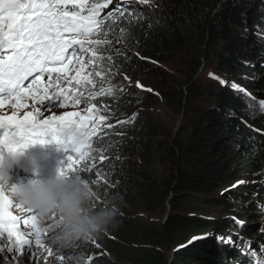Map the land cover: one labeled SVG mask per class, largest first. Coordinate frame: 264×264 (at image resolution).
I'll return each instance as SVG.
<instances>
[{"label": "trees", "instance_id": "16d2710c", "mask_svg": "<svg viewBox=\"0 0 264 264\" xmlns=\"http://www.w3.org/2000/svg\"><path fill=\"white\" fill-rule=\"evenodd\" d=\"M163 3L153 10L148 0L121 6L124 16L114 13L106 39L126 47L102 49L101 71L111 84L105 89L113 91L95 102L115 127L93 139V172L83 180L95 186V175L102 178L93 207L111 202L117 224L95 241L103 246L107 235L104 249L130 264H250L243 241L256 254L264 243L257 207L264 197V113L249 108L253 97L264 101V0ZM108 7L102 16L116 7L113 0ZM205 65L229 81L203 80ZM245 175L252 183L233 188ZM223 205L226 216L217 222ZM162 209L160 224L135 218ZM0 264L12 263L0 252Z\"/></svg>", "mask_w": 264, "mask_h": 264}, {"label": "snow or ice", "instance_id": "6c2138e0", "mask_svg": "<svg viewBox=\"0 0 264 264\" xmlns=\"http://www.w3.org/2000/svg\"><path fill=\"white\" fill-rule=\"evenodd\" d=\"M110 3L112 0H0V109H4L7 103H11L13 109L10 115L0 114V151L20 153L29 144L45 142L46 137L69 147L60 133L71 127L82 130L89 144L86 149L70 147L74 155L68 156L60 175L67 177L72 172L92 171L93 165L88 161L92 159L93 139L104 128L115 127L104 123L107 117L99 114L92 100L96 96L111 95L113 89L101 87L99 92L88 90L87 95L79 89L89 85L94 88L93 76L105 78V73L98 69L104 59L103 47L111 44L106 37L115 23L114 13L119 12L122 18L121 4H131L132 0H117L116 7L102 16V10ZM85 55L88 57L86 61ZM88 66H92V70L82 75ZM71 72L75 75H70ZM45 76L47 83L42 79ZM73 81L74 87H61L64 82L71 85ZM232 87L243 91L235 84ZM252 99L254 102L249 104V108L264 113V101ZM28 100L32 101V110L20 116L19 111L28 107ZM81 102L89 104L84 114L64 111L62 115H56L54 112L69 103L74 106ZM42 108L53 111V114L41 118L44 114ZM257 207L264 214V204H257ZM12 209H16L18 214L14 215ZM36 223L37 214L23 209L6 188L0 186V237L6 234L9 252L14 248L23 255L26 248L32 247L33 241L49 256L60 251L52 250L44 243L54 223H49L43 231L36 229ZM236 223L243 226L241 221ZM22 226L30 231L22 230ZM260 231L264 233V225ZM202 238L193 237L194 240ZM217 239L223 240L222 237ZM243 244L250 264L253 261L254 264H264V259L250 248L251 241L245 240ZM232 246L237 247L234 242ZM260 253L264 254V243L260 245ZM60 261L63 264L62 256ZM19 264L23 262L19 261Z\"/></svg>", "mask_w": 264, "mask_h": 264}, {"label": "rangeland", "instance_id": "374dc122", "mask_svg": "<svg viewBox=\"0 0 264 264\" xmlns=\"http://www.w3.org/2000/svg\"><path fill=\"white\" fill-rule=\"evenodd\" d=\"M115 0H113L114 2ZM149 4H152V10L153 8H163L164 3L163 0H148ZM117 4V2H116ZM149 4L147 5L149 7ZM124 4H121L123 6ZM108 8L104 9L107 10ZM150 11V10H149ZM148 15L150 17V12H148ZM151 18V17H150ZM243 27L247 26V23L242 24ZM111 43L114 44L116 47H126L121 40H111ZM87 55H85V61L87 60ZM102 62V61H101ZM135 67V66H133ZM218 67V66H217ZM205 68V69H204ZM92 70V66H88L82 75H86L87 72ZM98 70H102V65L100 64V68ZM219 67H209V66H202V79L206 77L207 79L212 80H219L228 82L229 80L226 77L221 78L217 71H219ZM211 74V75H210ZM70 75H75V72H71ZM95 81V86L89 85L85 89H79L81 91L85 92V95H87L88 90L98 91L103 87L104 89L108 86H110V81L106 78L101 79V77H92ZM122 81L126 83V85H132L133 87H140L139 82L136 80H132L130 78H124L120 77ZM45 83H47V76L43 77ZM75 82L73 81L71 85H69L67 82H64V84L61 85V87H74ZM92 104L95 105V107L99 110V114H101L100 107L98 105V102H95V98L92 100ZM89 107V104L86 102H81L77 105H72L69 103L65 108H56L54 110L56 115H62L64 111H79L81 114H84L85 109ZM9 108V109H7ZM156 110V109H155ZM13 109L11 107V103H7L5 105L4 109H0V114H7L10 115L12 113ZM11 112V113H9ZM52 112V113H50ZM158 113H161L162 110H157ZM253 113V112H252ZM24 112H20L19 115L22 116ZM53 111H45V114L41 118H46L48 115H52ZM104 123H108V120ZM103 127V123L101 125ZM69 155H74L73 150L70 147H62L60 144L52 140L50 137L45 138V142H36L33 144H29L27 147L23 149L22 152L19 153L18 161H16L13 164L12 171L14 174L10 175L9 173V180L8 184H15L17 181L22 180L24 182H29L31 180H46L52 177H55L56 175L60 174L61 170L64 168V165L67 162V158ZM92 157V156H91ZM95 157H92L88 162L89 164H94ZM17 165H21L23 167H20V170L16 169ZM24 169V170H23ZM18 171H20V174H16ZM93 172V170L91 171ZM85 172H72L67 177L70 178H76L79 177L83 180V176H85ZM95 186L91 185L89 182L88 184L96 190V185H101L102 178L95 175ZM243 182V183H240ZM251 176H241L238 181L233 185V188H237L239 186L244 187L249 184H251ZM260 199L263 200V202H259L260 204H264V197H260ZM258 201V200H257ZM219 212L214 214V217L216 218L217 222H221V219L225 218L226 215H224V212L226 211V207L223 205L220 209H217ZM13 214H18L16 209H12ZM223 212V213H220ZM167 214V210L162 209L160 211H157L154 214H149L142 211H139L137 215H135V218H138V221H146V222H156L158 224L162 223L165 220ZM261 225H264V221H259ZM263 223V224H262ZM47 225H45V228ZM214 228V227H212ZM22 230L24 231H30L29 228H26L22 226ZM55 228L53 227L52 230H50L47 235L44 238V243L51 248L52 250L60 249L59 252L54 251L52 255H48L44 250L35 245L34 241L32 244V247L26 248L24 250V254L21 255L19 252H17L14 248L11 252L8 251L9 242L7 241L6 234L4 237H0V252L2 255L5 256V259L7 262H10L12 264H19V261H22L23 264H61L60 257H63V264H72L71 257H78L81 259L82 264H94V262L99 261L100 264H130L129 261L122 257L114 258V256H111L105 249L106 247L105 243H108L109 240H107V235H105L106 240L101 245H98L95 239L86 240V241H77L76 244L71 249H61L59 244L56 241L55 235ZM206 235H212L216 236L215 231L208 230L206 232ZM218 236V235H217ZM92 244L95 245L96 251L92 255H90V251L87 253L88 246ZM174 248L170 249L168 252V259L170 261H173L175 256H177V252ZM257 256H259L261 259H264V254H261L260 251L258 252Z\"/></svg>", "mask_w": 264, "mask_h": 264}, {"label": "clouds", "instance_id": "9594fccd", "mask_svg": "<svg viewBox=\"0 0 264 264\" xmlns=\"http://www.w3.org/2000/svg\"><path fill=\"white\" fill-rule=\"evenodd\" d=\"M60 135L72 148H87L89 141L82 130L65 128ZM65 147L64 144H61ZM19 153L0 151V186L26 210L37 214L36 229L54 223L55 238L61 249H71L77 241L98 238L117 224V208L111 202L93 207L96 192L84 180L63 175L40 181H17L8 184L9 172ZM54 218V221H53ZM72 264H82L78 257H71Z\"/></svg>", "mask_w": 264, "mask_h": 264}, {"label": "bare ground", "instance_id": "6f19581e", "mask_svg": "<svg viewBox=\"0 0 264 264\" xmlns=\"http://www.w3.org/2000/svg\"><path fill=\"white\" fill-rule=\"evenodd\" d=\"M108 9H109V7H108ZM105 11H107V10H105ZM27 104H28V107L27 108H25V109H21L20 111H19V113L20 112H25V111H31L32 110V101L31 100H28L27 101ZM7 109H9V108H7ZM42 112L45 114V111H44V109L42 108ZM9 113H11V112H9ZM50 113H52V112H50ZM16 161H18V159L16 160ZM15 161V162H16ZM20 167H23V166H19V165H17L16 166V169L17 170H20ZM24 170V169H23ZM10 173V175H12V174H14L12 171L11 172H9ZM16 174H20V171H18ZM260 251V250H259Z\"/></svg>", "mask_w": 264, "mask_h": 264}]
</instances>
